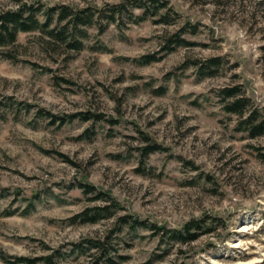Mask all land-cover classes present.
<instances>
[{"label":"rangeland","instance_id":"rangeland-1","mask_svg":"<svg viewBox=\"0 0 264 264\" xmlns=\"http://www.w3.org/2000/svg\"><path fill=\"white\" fill-rule=\"evenodd\" d=\"M167 1L177 13L172 24L157 22L166 9L153 16L129 4L117 22L103 18L88 27L81 50L39 30L0 47L5 255L60 250L61 264H86L103 254L72 248L94 239L111 243L107 257L118 264H264V161L257 153L264 136L238 131L239 118L219 96L238 87L264 118V0ZM128 3L0 0V10L68 6L100 18ZM183 28L193 46L164 52ZM152 55L158 60L138 61ZM214 58L221 66L205 76ZM76 113L104 118L61 124ZM153 144L163 149L143 156ZM81 183L96 192L84 193ZM98 193L110 201L93 200ZM111 198L121 209L110 218H78L111 205ZM127 215L143 226L122 225ZM194 219L213 222L215 230L182 244L155 236L151 227L181 230Z\"/></svg>","mask_w":264,"mask_h":264},{"label":"trees","instance_id":"trees-1","mask_svg":"<svg viewBox=\"0 0 264 264\" xmlns=\"http://www.w3.org/2000/svg\"><path fill=\"white\" fill-rule=\"evenodd\" d=\"M129 2L128 5L121 4L114 7L111 9L109 15H105L104 17L101 16L100 18L96 17V14L92 9L74 10L68 6H62L59 8L51 7L41 11V7L21 4L15 9L0 10V47L14 44L20 33L39 30L46 32L50 40L66 43L69 48L81 50L84 47L82 38L86 36L88 27H91L96 20L101 21L103 18L105 19L106 25L117 22L116 15L122 16L126 14L129 4H131L130 7L132 8L136 7L142 9L143 14L151 12L153 16L159 14L162 9H166V13L161 14V17L157 22L167 25L172 24V21L169 19L172 16L171 14L177 15L172 7H170V2L167 0H129ZM41 16H43V19H41ZM131 16H134L133 12L131 13ZM184 33L185 28L176 34L175 38H169L163 47V51L167 53L172 52L180 45L193 46L194 43L183 38ZM157 60L156 56L153 55L144 56L141 59H138L142 64H148ZM220 66V58L212 59L210 65L206 67L207 71L205 76H215L217 73L215 70L220 68ZM164 93L165 91H162L159 94L162 95ZM219 96L225 103L224 109L226 112L236 115L239 118L238 131L247 133L250 138L264 136V118L258 114L257 110L252 111L250 109V100L242 95L238 87L222 89ZM45 114L54 117V115L49 112ZM92 118L100 121L103 120L104 116L101 114L76 113L68 116L67 119H61V124L63 125L67 122H73L76 119L88 121ZM162 149L163 148L158 144L149 145L142 149V155L149 156ZM257 153L259 158L264 161V146L259 147ZM80 187L86 194L95 193L97 190L94 185L89 183H81ZM99 199L110 201L108 198H103L101 193H98V195L93 198V200ZM111 202V205L107 204L104 206L89 208L81 213L78 218H85L84 220L87 221L84 222L90 223H97L103 219H108L113 215V208L115 210L121 209L116 200L111 198ZM10 214L11 213H9V215ZM120 222L122 225L130 224L134 228L143 226V223L140 220L132 219V216L129 215L122 217ZM213 224V222H209L207 219H194L187 222L181 230H170L157 224L151 225V227L155 236L167 238V240L173 243L185 244L192 243L203 235L212 234L215 230ZM90 249L100 251V254H103V257L95 256L86 264H101L102 261H105V258L107 264H118V262L114 261L113 257L110 255L107 257L109 252H112L113 250L111 243L108 241L87 239L74 245L72 251L86 254ZM63 257L64 254L60 250H53L50 253L37 257H11L5 255L0 250V259L5 264H61V259Z\"/></svg>","mask_w":264,"mask_h":264}]
</instances>
